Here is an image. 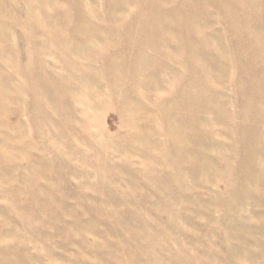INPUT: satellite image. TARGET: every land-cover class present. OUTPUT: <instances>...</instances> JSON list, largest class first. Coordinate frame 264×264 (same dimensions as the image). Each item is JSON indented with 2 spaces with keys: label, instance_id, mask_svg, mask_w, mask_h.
<instances>
[{
  "label": "rangeland",
  "instance_id": "1",
  "mask_svg": "<svg viewBox=\"0 0 264 264\" xmlns=\"http://www.w3.org/2000/svg\"><path fill=\"white\" fill-rule=\"evenodd\" d=\"M0 264H264V0H0Z\"/></svg>",
  "mask_w": 264,
  "mask_h": 264
}]
</instances>
